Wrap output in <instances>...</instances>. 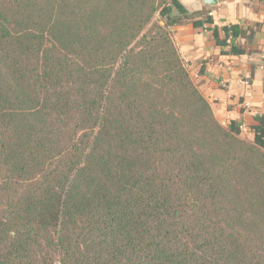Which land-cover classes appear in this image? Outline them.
Listing matches in <instances>:
<instances>
[{
  "label": "trees",
  "instance_id": "16d2710c",
  "mask_svg": "<svg viewBox=\"0 0 264 264\" xmlns=\"http://www.w3.org/2000/svg\"><path fill=\"white\" fill-rule=\"evenodd\" d=\"M187 22L213 23L178 0H0V264H264V115L250 143L216 120ZM212 32L244 53L241 26Z\"/></svg>",
  "mask_w": 264,
  "mask_h": 264
},
{
  "label": "crops",
  "instance_id": "0c3cea01",
  "mask_svg": "<svg viewBox=\"0 0 264 264\" xmlns=\"http://www.w3.org/2000/svg\"><path fill=\"white\" fill-rule=\"evenodd\" d=\"M178 1L189 12L212 13L211 25L194 29L187 22L171 31L193 83L223 127L235 122L241 132H251L256 117L264 115V0H216L214 6L207 0ZM229 24L246 31L236 41L242 55L215 46L212 28Z\"/></svg>",
  "mask_w": 264,
  "mask_h": 264
},
{
  "label": "rangeland",
  "instance_id": "374dc122",
  "mask_svg": "<svg viewBox=\"0 0 264 264\" xmlns=\"http://www.w3.org/2000/svg\"><path fill=\"white\" fill-rule=\"evenodd\" d=\"M155 24L158 25H163L164 23L161 21V18L158 16V13L155 14L151 25H149L148 29H152L153 27H155ZM241 131V130H240ZM240 138L243 139L246 142H252L253 141V134L250 131L244 130L241 132L240 134Z\"/></svg>",
  "mask_w": 264,
  "mask_h": 264
},
{
  "label": "water",
  "instance_id": "95a60500",
  "mask_svg": "<svg viewBox=\"0 0 264 264\" xmlns=\"http://www.w3.org/2000/svg\"><path fill=\"white\" fill-rule=\"evenodd\" d=\"M206 3L210 6H214L216 4V0H207Z\"/></svg>",
  "mask_w": 264,
  "mask_h": 264
},
{
  "label": "built area",
  "instance_id": "2783aa9c",
  "mask_svg": "<svg viewBox=\"0 0 264 264\" xmlns=\"http://www.w3.org/2000/svg\"><path fill=\"white\" fill-rule=\"evenodd\" d=\"M208 16H212V13H208Z\"/></svg>",
  "mask_w": 264,
  "mask_h": 264
}]
</instances>
